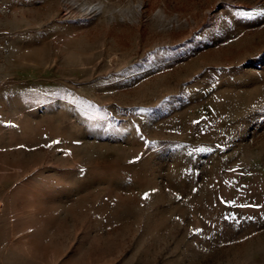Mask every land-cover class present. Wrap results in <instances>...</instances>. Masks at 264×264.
Wrapping results in <instances>:
<instances>
[{
  "label": "rangeland",
  "instance_id": "obj_1",
  "mask_svg": "<svg viewBox=\"0 0 264 264\" xmlns=\"http://www.w3.org/2000/svg\"><path fill=\"white\" fill-rule=\"evenodd\" d=\"M0 264H264V0H0Z\"/></svg>",
  "mask_w": 264,
  "mask_h": 264
},
{
  "label": "snow or ice",
  "instance_id": "obj_2",
  "mask_svg": "<svg viewBox=\"0 0 264 264\" xmlns=\"http://www.w3.org/2000/svg\"><path fill=\"white\" fill-rule=\"evenodd\" d=\"M145 198H147V194H146ZM222 202H224V203H230V202H227V201H222ZM242 206H249V205H242ZM256 207H259V205H256Z\"/></svg>",
  "mask_w": 264,
  "mask_h": 264
}]
</instances>
